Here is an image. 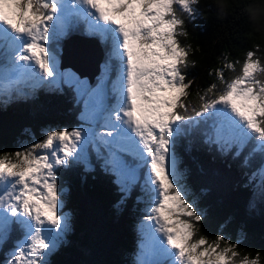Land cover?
<instances>
[{
  "label": "snow or ice",
  "instance_id": "6c2138e0",
  "mask_svg": "<svg viewBox=\"0 0 264 264\" xmlns=\"http://www.w3.org/2000/svg\"><path fill=\"white\" fill-rule=\"evenodd\" d=\"M199 2L0 0V97L10 95L21 81L55 83L58 72L49 42L64 34L70 18L88 19L92 31L110 35L112 54L120 61L113 82L115 104H100L103 84L90 93L93 111L100 110L106 128L97 135L109 148L113 170L123 177L122 191L136 174L120 154L131 153L146 166L152 204L145 221L156 252L171 264H260V253L241 256L238 245L223 236L211 242L197 236L203 215L177 182L174 138L182 128L200 123L197 117L212 121L222 149L235 147L239 156L251 146L249 157H264V55L258 54L259 46L248 50L243 61L215 69L219 85L198 94L199 105L187 102L193 81L185 69L192 49L179 37L188 35L183 14L195 18ZM225 69L236 74L226 78ZM88 137L87 129L54 130L38 142L0 154V242L14 224L25 232L6 264H46L68 228L57 169L80 159ZM140 264L148 262L141 259Z\"/></svg>",
  "mask_w": 264,
  "mask_h": 264
},
{
  "label": "trees",
  "instance_id": "16d2710c",
  "mask_svg": "<svg viewBox=\"0 0 264 264\" xmlns=\"http://www.w3.org/2000/svg\"><path fill=\"white\" fill-rule=\"evenodd\" d=\"M194 7L198 8L195 18L183 14L188 35L179 39L192 49L185 69L187 79L193 81L187 102L199 105L198 94L213 83L219 85L215 69L227 61H243L256 46L258 54L264 55V0H200ZM250 9L258 12V20L253 21ZM235 74L225 69L226 78ZM73 97L72 88L62 83L43 85L11 101L0 97V154L17 151L21 142H38L51 129L79 128L81 107ZM174 143L180 165L177 182L203 215L197 236L204 235L209 242L223 236L238 245L241 256L260 253L264 264V174L260 172L264 157L240 154L250 160V169L245 168L244 158L228 160L216 154L220 151L210 148L196 132L189 136L183 132ZM221 152L232 153L227 148ZM109 160L89 143L80 159L57 169L62 202L73 215L72 226L52 250L51 264H140L141 259L171 264V259L161 263L148 259V247L139 243L142 237L136 222L152 204L149 186L139 181L122 191ZM64 204L62 212L67 211ZM24 236V229L10 228L0 242V264H6Z\"/></svg>",
  "mask_w": 264,
  "mask_h": 264
},
{
  "label": "rangeland",
  "instance_id": "374dc122",
  "mask_svg": "<svg viewBox=\"0 0 264 264\" xmlns=\"http://www.w3.org/2000/svg\"><path fill=\"white\" fill-rule=\"evenodd\" d=\"M84 40H85V42L86 43H90L91 41H92V38L90 37V36H86L85 38H84ZM102 50H103V53L106 55V56H108V57H112L113 56V46H112V44H110V43H104L103 45H102ZM94 55H96V54H93V56H91V57H89L90 59H92L93 57H94ZM60 68H61V70H63V72H66V71H68L69 69H68V66L66 65V64H60ZM77 80H81V79H78V78H76ZM78 81H75V83L74 84H76ZM83 95V93H81V94H79V96L81 97ZM87 118H88V120H89V125H88V127L87 128H81V129H87L88 130V132H89V137H88V139H86L84 142H82V145H83V147H82V145H81V151H80V153L84 150L83 148H85V146L89 143V142H91V141H93L94 140V138H95V136H96V132H95V130L97 129V127H98V124L96 123V119H95V114H94V112H93V109L90 107V108H87ZM63 130V129H62ZM50 131H54V129H51ZM49 132V131H48ZM40 137V136H39ZM29 144L27 143V142H21L20 144H19V146L17 147V150H20V149H22L23 147H25V146H28ZM175 155V154H174ZM175 158H176V169H177V172L179 171V161H178V158L176 157V155H175ZM117 173V172H116ZM135 174H136V172H135ZM61 176H58V185H59V189H60V186H61V183H62V179L60 178ZM118 178H119V182H120V185H121V180H123V177H121L120 175H118ZM137 180H138V177H137V174H136V179H135V181H133V182H128L127 183V186H129V187H133L136 183H137ZM60 195H61V199H62V196H63V194H61V191H60ZM64 197V196H63ZM63 199L61 200V204H64L63 202ZM65 205V210H67V211H65V212H62V209H61V214L62 215H67V217H68V228H70L71 226H72V217H71V215H73V213L68 209V207L66 206V203L64 204ZM206 208H204V210H205ZM148 214H146V215H144L138 222H136V224H137V226L138 227H142V225H143V221L145 222V216H147ZM67 228V229H68ZM140 234V233H139ZM23 241V240H22ZM21 241V242H22ZM20 243V242H19ZM59 245V244H58ZM57 247L58 246H56V248L55 249H57ZM52 256H53V254H52V251L46 256V264H51L52 263Z\"/></svg>",
  "mask_w": 264,
  "mask_h": 264
},
{
  "label": "clouds",
  "instance_id": "9594fccd",
  "mask_svg": "<svg viewBox=\"0 0 264 264\" xmlns=\"http://www.w3.org/2000/svg\"><path fill=\"white\" fill-rule=\"evenodd\" d=\"M220 7L223 8V5L221 4ZM250 11L252 12L253 21H256V20H258L260 18L259 14H258V12L256 10L250 9Z\"/></svg>",
  "mask_w": 264,
  "mask_h": 264
},
{
  "label": "bare ground",
  "instance_id": "6f19581e",
  "mask_svg": "<svg viewBox=\"0 0 264 264\" xmlns=\"http://www.w3.org/2000/svg\"><path fill=\"white\" fill-rule=\"evenodd\" d=\"M77 69V68H76ZM78 70V69H77ZM82 74H87L89 76H92V72H86L85 70H79Z\"/></svg>",
  "mask_w": 264,
  "mask_h": 264
}]
</instances>
